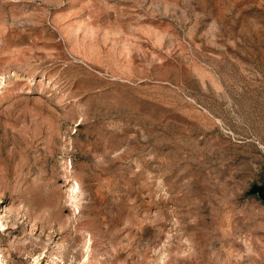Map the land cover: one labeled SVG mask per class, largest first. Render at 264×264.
<instances>
[{
    "label": "rangeland",
    "instance_id": "rangeland-1",
    "mask_svg": "<svg viewBox=\"0 0 264 264\" xmlns=\"http://www.w3.org/2000/svg\"><path fill=\"white\" fill-rule=\"evenodd\" d=\"M264 0H0V264H264Z\"/></svg>",
    "mask_w": 264,
    "mask_h": 264
},
{
    "label": "water",
    "instance_id": "water-1",
    "mask_svg": "<svg viewBox=\"0 0 264 264\" xmlns=\"http://www.w3.org/2000/svg\"><path fill=\"white\" fill-rule=\"evenodd\" d=\"M247 196H256L264 204V176L261 185H253L246 193Z\"/></svg>",
    "mask_w": 264,
    "mask_h": 264
}]
</instances>
